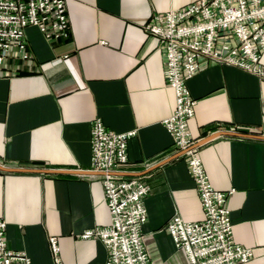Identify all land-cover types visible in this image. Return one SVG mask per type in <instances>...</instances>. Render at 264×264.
<instances>
[{"label":"crops","instance_id":"0c3cea01","mask_svg":"<svg viewBox=\"0 0 264 264\" xmlns=\"http://www.w3.org/2000/svg\"><path fill=\"white\" fill-rule=\"evenodd\" d=\"M193 0H66L69 40L49 42L26 29L32 60L0 70V165L86 171L42 174L0 170V219L7 245L32 264H56L49 238L60 243L62 264H105L99 238L81 235L110 224L102 175L90 171L92 121L116 133L137 131L121 172L151 187L145 200L144 241L154 264H186L166 230L174 216L204 217L183 155L162 121L176 109L165 78L163 52L145 33L153 14ZM264 64V55L261 60ZM196 100L190 132L213 186L233 190L228 200L233 238L253 249L245 264H264V140L215 135H264V81L231 67L208 66L187 82ZM174 157L149 171L153 165Z\"/></svg>","mask_w":264,"mask_h":264},{"label":"built area","instance_id":"2783aa9c","mask_svg":"<svg viewBox=\"0 0 264 264\" xmlns=\"http://www.w3.org/2000/svg\"><path fill=\"white\" fill-rule=\"evenodd\" d=\"M34 26L51 43L69 40L71 23L66 0H0V70L10 61L32 60L26 29ZM163 52L165 78L176 94L174 113L162 121L177 151H183L204 217L198 222L174 216L167 223L186 264H245L252 248L233 238L228 200L233 190L216 189L209 180L190 121L196 100L187 82L208 66L231 67L264 81V0H193L187 6L153 14L145 24ZM90 171L102 175L110 224L85 231L83 239L99 238L106 247L105 264H154L143 228L148 220L145 200L151 187L139 178L116 175L128 166V142L137 131L116 133L100 118L92 121ZM7 223L0 219V264H32L25 251L7 245ZM51 256L62 264L58 238H49Z\"/></svg>","mask_w":264,"mask_h":264},{"label":"water","instance_id":"95a60500","mask_svg":"<svg viewBox=\"0 0 264 264\" xmlns=\"http://www.w3.org/2000/svg\"><path fill=\"white\" fill-rule=\"evenodd\" d=\"M232 135V136H236V137H243V138H249V139H260V140H264V135H260V134H247V133H236V132H217L215 135ZM202 143H197V146L201 145ZM184 152L181 151L180 154L176 155L177 156H181L183 155ZM174 157H170L167 158V160L159 162L155 165L152 166V168L149 171H152L153 169L160 167L162 165L167 164V162L171 161ZM0 170L2 171H11V172H30V173H42V174H85L87 173L86 171H69V170H65V171H60V170H54V169H50V170H46V169H41V168H35V169H26V168H8V167H3L0 165ZM143 173H138V174H134V173H128V172H123V173H118V176H132V177H138L140 175H142Z\"/></svg>","mask_w":264,"mask_h":264}]
</instances>
